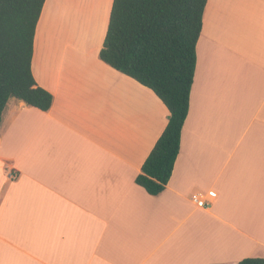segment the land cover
<instances>
[{
  "label": "crops",
  "instance_id": "1",
  "mask_svg": "<svg viewBox=\"0 0 264 264\" xmlns=\"http://www.w3.org/2000/svg\"><path fill=\"white\" fill-rule=\"evenodd\" d=\"M112 4L65 41L71 1L45 2L32 72L54 103L11 99L3 113L0 264L264 259V0H208L180 153L156 197L136 179L170 113L100 59Z\"/></svg>",
  "mask_w": 264,
  "mask_h": 264
},
{
  "label": "trees",
  "instance_id": "2",
  "mask_svg": "<svg viewBox=\"0 0 264 264\" xmlns=\"http://www.w3.org/2000/svg\"><path fill=\"white\" fill-rule=\"evenodd\" d=\"M46 0H0V126L11 99L48 112L54 97L32 72L36 28ZM208 0H114L100 59L149 88L169 122L136 179L160 196L172 177L189 114L197 43ZM14 174V172H13ZM238 264H264L244 259Z\"/></svg>",
  "mask_w": 264,
  "mask_h": 264
},
{
  "label": "rangeland",
  "instance_id": "3",
  "mask_svg": "<svg viewBox=\"0 0 264 264\" xmlns=\"http://www.w3.org/2000/svg\"><path fill=\"white\" fill-rule=\"evenodd\" d=\"M114 1V0H113ZM108 6H107V10L105 9V12L103 13H101V11H100V9H99V7L100 6H105V3L103 2V1H101V2H99L98 3V1L97 0H90V4H89V10L90 11H92V10H94V9H97V13L98 14H100L101 15V20H103L104 19V17H106V14L108 13V10H109V8H111V0H109L108 1ZM73 8V7H72ZM71 7L69 8V9H67V7L65 8V6L63 7V10H64V13H63V16H62V18H67V21H66V25H65V27H64V29H63V32L64 33H62V34H64V35H62V37H64V40H65V37H67L68 38V34H69V32H68V30H69V28H70V26L69 25H71V27H73V29H75V30H79V32L81 33V36H84V33H82V32H84L83 31V29L84 28H86L87 27V25L88 24H90V19L92 20V15H90V14H86V12L88 11V9H86L85 11H82L80 8H73L72 9ZM105 8V7H104ZM78 11L79 12H81V14H77L78 13ZM62 12V11H61ZM69 15H71V16H69ZM79 16V17H78ZM99 16V15H98ZM70 17H72L73 19V21H71V22H68L69 20H70ZM94 18V17H93ZM77 19H79V20H83V28H81V26L79 25L78 26V24H77ZM75 21V22H74ZM81 21H80V24H81ZM97 18L96 19H94V21H93V24L95 25L94 26V28H96L97 27ZM99 23V22H98ZM61 37V38H62ZM66 41V40H65Z\"/></svg>",
  "mask_w": 264,
  "mask_h": 264
},
{
  "label": "bare ground",
  "instance_id": "4",
  "mask_svg": "<svg viewBox=\"0 0 264 264\" xmlns=\"http://www.w3.org/2000/svg\"><path fill=\"white\" fill-rule=\"evenodd\" d=\"M70 1H71V4H72V6H70L71 8L73 7V8H80V9L86 10V8L89 9V7H90L89 6L90 0H70ZM97 1H98V3L101 2V1H103L105 3V6H104L105 8L103 6L99 7L101 13L102 12L104 13L105 9L107 8V6L109 4L108 3L109 0H97ZM98 27H99V25H98Z\"/></svg>",
  "mask_w": 264,
  "mask_h": 264
},
{
  "label": "built area",
  "instance_id": "5",
  "mask_svg": "<svg viewBox=\"0 0 264 264\" xmlns=\"http://www.w3.org/2000/svg\"><path fill=\"white\" fill-rule=\"evenodd\" d=\"M209 199L210 197L207 195H198L195 197L194 201L196 202L198 207L207 208L208 206H210Z\"/></svg>",
  "mask_w": 264,
  "mask_h": 264
}]
</instances>
